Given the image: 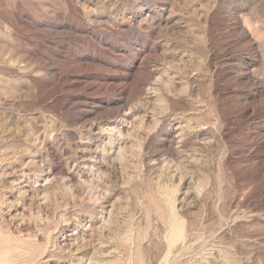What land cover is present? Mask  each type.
<instances>
[{"label":"rangeland","instance_id":"1","mask_svg":"<svg viewBox=\"0 0 264 264\" xmlns=\"http://www.w3.org/2000/svg\"><path fill=\"white\" fill-rule=\"evenodd\" d=\"M0 264H264V0H0Z\"/></svg>","mask_w":264,"mask_h":264}]
</instances>
